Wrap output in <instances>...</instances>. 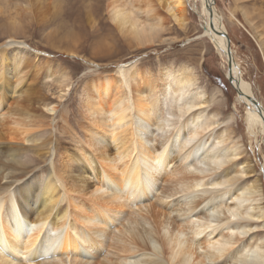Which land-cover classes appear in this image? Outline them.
<instances>
[{"label": "bare ground", "instance_id": "bare-ground-1", "mask_svg": "<svg viewBox=\"0 0 264 264\" xmlns=\"http://www.w3.org/2000/svg\"><path fill=\"white\" fill-rule=\"evenodd\" d=\"M192 1L200 3L205 27L198 38L205 35L214 46L236 102L246 108L250 124L259 123L264 144L263 110L252 102L250 86L234 63L220 16L211 0ZM187 5V0H110L108 15L142 50L169 41L161 38L164 25L159 31L152 26L165 20L163 14L185 29ZM135 6L151 11L145 24ZM13 46L27 52L13 38L0 45V88L6 84L5 67L16 78L19 61L7 57ZM219 94L199 87L185 64L163 66L154 74L135 59L90 78L79 99L83 138L76 136L71 152L39 172L36 204L28 214L11 186H0V264H203L202 257L204 264H264V236L250 237L254 223L264 221L260 184L240 185L247 167L235 165L238 145L229 146L226 131L214 133L235 119L234 112L224 121L209 113ZM5 103L0 94V111ZM6 109L15 120L0 115V143L8 137L10 145L6 161L0 159L1 183L23 177L15 158L24 152L13 142L28 136L36 123L28 102ZM152 224L161 225L156 236ZM243 238L256 241L236 254ZM107 242L133 255L113 263Z\"/></svg>", "mask_w": 264, "mask_h": 264}, {"label": "rangeland", "instance_id": "rangeland-1", "mask_svg": "<svg viewBox=\"0 0 264 264\" xmlns=\"http://www.w3.org/2000/svg\"><path fill=\"white\" fill-rule=\"evenodd\" d=\"M109 2L110 0H0V45L13 38L27 48V52H23L13 46V49L7 51L8 59L19 61V68L14 74L15 79H11L12 72L6 67L2 71L6 84H3V89L0 88V94L6 98V106L0 111V115L6 114L5 118L8 116L7 119L15 120V115L7 113L9 111L6 107L11 104L17 108L28 102L35 111L32 122H36L31 127L33 132L29 131L31 134L16 136L15 141L19 143L13 142L21 143L22 150L19 151L24 152L19 154L20 158H15L16 169H24L21 174L16 172L17 176L20 174L23 177L16 181L5 179L0 182V186L9 184V189L16 192L18 201L20 199L27 213L36 204L35 187L38 185L39 172L47 169L49 161H57L58 164L60 156L71 152L76 147V136L79 140L83 138L79 127L83 122L79 113V99L86 82L94 76L112 73L118 66L138 59L140 67L147 68L154 74L163 66L188 65L196 73L198 86L207 94L220 91L209 113L214 114L218 121H224L229 113L234 112L235 119L232 123L219 126L214 133L218 136L226 131L229 146L238 145L240 156L235 165L247 167L240 185L260 184V203L264 208V144L259 133L260 126L257 122L250 124L246 108L236 102L237 93L210 40L205 35L204 38H198L205 34L200 17V3L187 0L188 24L185 29L178 28L157 9L165 20L152 21V26L159 31L164 25L161 38L170 42H158L139 50L110 22ZM211 4L226 31L234 63L243 80L250 86L252 98L264 113V0H211ZM134 9L139 22L145 24L144 20L151 11L137 10L136 6ZM187 40L190 41L186 43ZM5 138L8 141L9 138ZM7 141L0 143L2 161H6V154H10ZM17 146L15 147L18 149ZM173 163L175 169L180 168V163ZM249 165L251 168H248ZM79 166L81 165L77 167ZM75 173L80 174L79 169L76 168ZM263 224L264 221L254 223L253 227L257 228L249 236L254 239L263 237ZM152 226L156 236L161 225ZM255 241L250 243V238H243L234 252L240 254L242 248ZM107 245L104 249L113 263L114 260H126L133 255L130 250L122 249L120 244ZM131 251L142 253L141 250ZM201 262L204 264L203 257ZM227 262L225 260L222 264Z\"/></svg>", "mask_w": 264, "mask_h": 264}, {"label": "water", "instance_id": "water-1", "mask_svg": "<svg viewBox=\"0 0 264 264\" xmlns=\"http://www.w3.org/2000/svg\"><path fill=\"white\" fill-rule=\"evenodd\" d=\"M203 30H205V27H203ZM227 45H228V44H227ZM227 48H228V47H227ZM227 52H228V54H230V50H229V48H228ZM230 56H231V54H230ZM251 99H252V102H254V104L256 105L257 110H259L258 107H260V106L258 105V103L256 102V100H254V98H251Z\"/></svg>", "mask_w": 264, "mask_h": 264}]
</instances>
